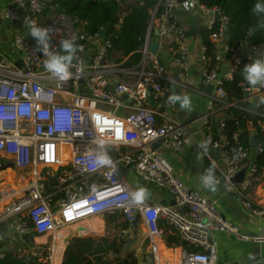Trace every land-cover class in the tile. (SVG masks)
Segmentation results:
<instances>
[{"label":"built area","instance_id":"obj_1","mask_svg":"<svg viewBox=\"0 0 264 264\" xmlns=\"http://www.w3.org/2000/svg\"><path fill=\"white\" fill-rule=\"evenodd\" d=\"M51 1L10 0L2 14L7 20L21 22L25 32L17 33L12 42L19 60L0 51V226L12 228L22 243L26 242L24 235L29 236L30 243L35 237L52 238L46 255L33 248L24 255L21 250L16 253L26 260L36 257L44 264H64L67 252H57L62 240L73 243L105 237L110 232L97 228L98 222L109 225L113 214L127 212L130 222L140 217L151 241L163 237L164 225L189 247L199 250L184 249L179 264H215L218 256L216 246L209 241L211 234L228 233L242 240L248 237L222 217L216 202L186 187L161 152L166 149L179 153L194 139L188 124L170 117L177 103L168 99L176 95L174 86L189 88L185 85L190 70L187 34L173 12L178 0H159L141 49L142 60L132 68L108 63L106 55L112 47L108 35H86L65 14H54L50 21L43 22ZM180 6L187 12L202 10L211 17L206 30L212 32L215 55L209 57L202 45L199 70L203 88L211 85L213 89L211 93L204 92L207 110L198 121L210 148L211 154L206 151L205 156L221 173L215 184L236 192L242 206L253 216L264 217V205L250 197V189L259 178L251 148L243 144L239 132L227 135L223 120L215 122L231 108L264 120V103H260L264 83L252 86L243 81L240 86L244 97L234 103L227 101L224 88L225 81L233 79L244 59L264 60V43L231 47L227 44L230 20L221 10L206 8L200 0H185ZM33 24L50 29V52L64 54L59 46L63 40L78 44L69 80H59L45 69L46 56L30 35ZM154 32L168 46L178 66L177 78L168 74L158 53L150 51ZM226 54L233 55L230 62L224 61ZM236 54L240 56L234 58ZM94 114L109 121L102 125V131L93 120ZM251 131V145L258 156L263 147L256 141V128ZM100 136L106 141L111 166L94 164L97 145L92 141ZM157 141L162 143L154 151L151 146ZM7 166H12L19 176ZM243 168V180L235 183ZM127 171L144 182L167 188L174 205L132 204ZM86 222L97 227L89 228ZM254 240L263 243L264 236ZM9 249L10 245L6 246L0 236V259ZM152 253H156L155 247Z\"/></svg>","mask_w":264,"mask_h":264},{"label":"crops","instance_id":"obj_2","mask_svg":"<svg viewBox=\"0 0 264 264\" xmlns=\"http://www.w3.org/2000/svg\"><path fill=\"white\" fill-rule=\"evenodd\" d=\"M183 1L185 0H178L179 5L174 7L173 12L178 17V23L186 30V34L188 30H194V33L190 37L187 36L190 50V70L187 74L185 85L189 88L174 86L173 90L178 96H188L191 104L188 108H181L180 103L177 102L175 109L170 112V117L181 123L188 124L190 131L194 135V139L188 147L179 153L166 149H162L161 152L173 166L176 177L186 187L216 202L222 217L237 227L241 234L248 237L247 240H242L228 233L211 234L209 241L216 246L218 256L215 264H261V260L264 258V242L258 243L254 239L259 236H264V217L253 216L249 210L242 206L236 192L227 191L223 184H215V191H212L201 180L203 175H207L204 171V165L208 159L204 152L211 153L204 130H202L201 124L198 121L206 113L208 104V98L204 93L206 88L204 89L201 83L199 60L203 45L201 32L206 29L211 17L202 10L185 11L180 6V3ZM9 4L10 0H0V51L8 54L15 60H19V54L12 49V42L17 33L25 32V28L20 30L13 24V21L3 17V11ZM154 35L156 38L150 41V45L159 46L157 51L159 59L166 67L168 74L177 78L179 68L172 54L169 52L168 46L163 40L161 41L156 32H154ZM239 56V54H236L234 58H238ZM222 117L223 115H219L215 119V122L222 120ZM262 129L264 130V125ZM253 138L254 133L250 130V143L253 142ZM256 153L254 146H251L250 155L253 161H256ZM217 155L219 164L224 168V162L221 160L220 155L219 157ZM10 170L13 171V168ZM242 172L244 175H241ZM13 173L19 176L18 172L13 171ZM218 173L219 175L214 176L215 178L221 177V173ZM245 173L246 169L244 168L238 173L236 178H238L239 182L243 180ZM133 178L138 179L134 174L129 173L128 179ZM138 181L134 182L135 186H130L129 182L128 184L133 191L139 187H144L148 190V196L142 204L171 205L173 202L172 196L167 188H159L154 184L144 182L140 179ZM250 197L255 202L264 205V171H262L258 181L250 189ZM135 219V221H129L128 223L120 213H115L111 217L110 226L106 230L110 232L109 235L111 237L109 236V239L119 233V242L117 241L119 255L116 256L117 258L115 260L117 262L115 261L114 263L179 264L181 252L185 248L182 245H176L178 239H180L178 235L170 227L163 225L165 231L163 237L151 241L140 217L137 218L136 216ZM125 224L127 227L121 231V225ZM0 236H2L6 246L14 245L11 243L16 242L21 244V240L12 228H9L5 234H1ZM152 247L156 248L155 254L152 253ZM63 262H65V258Z\"/></svg>","mask_w":264,"mask_h":264},{"label":"trees","instance_id":"obj_3","mask_svg":"<svg viewBox=\"0 0 264 264\" xmlns=\"http://www.w3.org/2000/svg\"><path fill=\"white\" fill-rule=\"evenodd\" d=\"M159 0H52L46 7L43 22H48L54 14H65L71 17L77 28L86 35L95 36L106 31L111 48L107 52L109 64L120 65L122 68H132L140 64L142 60L141 49L147 37V31L151 21L152 13L158 5ZM201 4L209 9L217 8L221 10L230 20L227 29V44L237 47L242 43L257 45L264 43V14L259 16L252 13L251 9L256 0H200ZM212 32L206 29L201 32L203 45L207 49V55L214 57L215 48L210 40ZM154 33L150 36V41L154 40ZM233 55H224V61L230 62ZM254 60L244 59L234 73L233 79L225 81L224 88L229 103L239 102L244 94L241 89L243 69L246 64ZM243 106V105H242ZM226 124L225 133L230 137L239 132L243 144L251 148L249 142V131L256 128V141L263 147V152L256 158L259 175L264 171V120L252 115L239 108H231L222 117ZM213 165L209 160L205 161L204 171L208 175L207 169ZM213 176L219 173L214 168ZM110 226V224L108 225ZM123 231L127 225H121ZM97 226L92 225V228ZM120 227V226H119ZM9 228L0 226V234H5ZM119 233L111 239H88L64 242L63 250L65 255L64 264H82L86 257L94 259L98 264L114 263L118 252L116 242ZM121 235V234H120ZM10 249L5 253L0 264H44L41 260L34 257L30 260L20 258L16 253L19 245H28L30 242L21 244L12 243ZM18 244V245H17ZM68 244V245H67ZM176 245H182L189 252H199L197 248L189 247L185 242L178 239ZM68 246L70 248H68ZM114 250L115 255L111 261H103L104 254ZM86 264V263H83ZM92 264V263H89ZM95 264V263H93Z\"/></svg>","mask_w":264,"mask_h":264},{"label":"clouds","instance_id":"obj_4","mask_svg":"<svg viewBox=\"0 0 264 264\" xmlns=\"http://www.w3.org/2000/svg\"><path fill=\"white\" fill-rule=\"evenodd\" d=\"M187 8L188 5L186 4ZM252 13L259 16L264 14V0H256L252 9ZM50 29L36 26L35 24L30 27V35L36 41V47L39 51H42L46 56L44 67L47 71L52 73L56 78L62 81H67L71 78L72 73L69 71L70 65L74 58L75 47L74 42L70 40H63L59 42V46L64 54H57L49 51ZM243 78L249 85H257L264 83V60L257 59L255 62L246 64L243 69ZM169 102H179L181 108L190 107L191 101L188 96L172 95L169 98ZM260 103H264V98H261ZM93 120L97 128L102 131V125L109 123L107 119L100 114H94ZM117 131V136H119ZM97 145V149L94 153V164L99 166H111L112 159L107 154L105 149L106 141L100 136L92 141ZM208 175H203L201 180L206 187H209L212 191H215V177L213 176L214 165L207 170ZM95 191V189H93ZM148 196V190L144 187H139L137 190L130 193L132 204H142ZM251 259V257H250Z\"/></svg>","mask_w":264,"mask_h":264},{"label":"rangeland","instance_id":"obj_5","mask_svg":"<svg viewBox=\"0 0 264 264\" xmlns=\"http://www.w3.org/2000/svg\"><path fill=\"white\" fill-rule=\"evenodd\" d=\"M128 175H129V172L127 171L126 172V176H127V179H128ZM136 181H138V179H128V182H129V184H130V186H135L134 185V182H136ZM138 182H140V181H138ZM133 188V187H132ZM133 189H135V188H133ZM85 224V223H84ZM84 224L82 225V226H84ZM86 224H87V222H86ZM86 224H85V226H86ZM99 224V225H98ZM98 227L97 228H109L108 227V222L107 223H105V222H103V221H99L98 222ZM92 225H94V223H88L87 224V226H89V228H92ZM96 225V224H95ZM4 226V225H3ZM6 226V225H5ZM65 231V230H64ZM62 234H65V233H63V231L61 232ZM60 233V234H61ZM105 237H102V236H100L101 238H99V239H108L109 238V234H105L104 235ZM111 237V236H110ZM117 239H119L118 237H117ZM65 241L64 240H62V245H60L59 246V248H58V250H57V252H59V253H61L62 252V250H63V243H64ZM119 242V241H118ZM118 242H116V244H117V246H118ZM51 243H52V238H51V236H47V237H43V238H41V237H35V239L33 238V241L30 243V244H28V245H26V246H24V245H19V246H17V247H15L16 249L15 250H21L22 251V253L21 254H25L24 252H28V250H30V249H34V250H36L37 252H44L45 253V255L46 254H48V252H49V246L51 245ZM124 247V246H123ZM115 251H117L118 252V249H114ZM114 250H110V252L109 253H111V254H104L105 256H107V257H104L102 260L103 261H111V260H113V256L115 255V252H114ZM83 263H86V264H89V263H95V264H98V263H96V262H94V259H92V258H89V257H86L84 260H83ZM82 263V264H83Z\"/></svg>","mask_w":264,"mask_h":264},{"label":"water","instance_id":"obj_6","mask_svg":"<svg viewBox=\"0 0 264 264\" xmlns=\"http://www.w3.org/2000/svg\"><path fill=\"white\" fill-rule=\"evenodd\" d=\"M13 24L16 25L17 28H19L20 30H23V25H22L21 22H15V21H14ZM193 33H194V30H193V29H190V30H188V32H187V36L190 37ZM156 34L158 35L157 32H156ZM101 36L104 37V38H106V37H107V32H106L105 30L102 31V32H101ZM77 45H78V44H75L74 47L77 46ZM97 46H99V44H97ZM150 51H151L153 54H157L158 46H157V45H152V46L150 47ZM16 64H17V66H18L19 68L22 67V63H21V61H18ZM104 64H105V61H104ZM212 87H213V86H211V85L207 86V87H206V91L209 92V93H211V92H212V89H213ZM150 102H151V106H152V108H155V105H156V104L153 102V100H150ZM161 143H162L161 141H157V142L153 143L152 146H151V149L154 150V151L157 150V149H159L160 146H161ZM217 156L219 157V154H218ZM11 168H12V166H8V169H11ZM241 175H244L243 172H242ZM242 177H243V176H242ZM234 182H235V183H239L238 178L234 179ZM171 205H174V202H172ZM23 240L26 241V242H28V241H30L31 239L29 238L28 235H24V236H23Z\"/></svg>","mask_w":264,"mask_h":264},{"label":"bare ground","instance_id":"obj_7","mask_svg":"<svg viewBox=\"0 0 264 264\" xmlns=\"http://www.w3.org/2000/svg\"><path fill=\"white\" fill-rule=\"evenodd\" d=\"M152 46V45H151ZM150 46V47H151ZM116 213H120V214H122V217H123V219L126 221V222H128L129 223V219H128V217H129V213H127V212H116Z\"/></svg>","mask_w":264,"mask_h":264}]
</instances>
